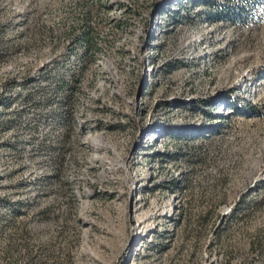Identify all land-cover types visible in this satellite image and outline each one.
<instances>
[{
	"label": "rangeland",
	"instance_id": "rangeland-1",
	"mask_svg": "<svg viewBox=\"0 0 264 264\" xmlns=\"http://www.w3.org/2000/svg\"><path fill=\"white\" fill-rule=\"evenodd\" d=\"M264 0H0V264H264Z\"/></svg>",
	"mask_w": 264,
	"mask_h": 264
},
{
	"label": "trees",
	"instance_id": "trees-1",
	"mask_svg": "<svg viewBox=\"0 0 264 264\" xmlns=\"http://www.w3.org/2000/svg\"><path fill=\"white\" fill-rule=\"evenodd\" d=\"M264 5V3L261 4V6Z\"/></svg>",
	"mask_w": 264,
	"mask_h": 264
}]
</instances>
